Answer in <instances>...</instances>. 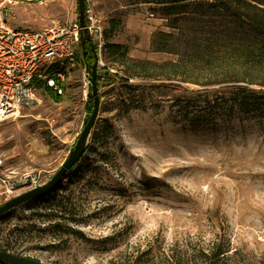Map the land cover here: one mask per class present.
Listing matches in <instances>:
<instances>
[{"label": "rangeland", "instance_id": "374dc122", "mask_svg": "<svg viewBox=\"0 0 264 264\" xmlns=\"http://www.w3.org/2000/svg\"><path fill=\"white\" fill-rule=\"evenodd\" d=\"M38 1L15 7V17H7L9 26L43 30L55 21H77V0ZM141 1L85 0L110 35L106 40L124 49L123 57L108 59L102 48L101 60L120 75H130L143 68L139 62L182 57L189 60L190 75L201 80L214 63L194 61L183 47H170L173 53L151 47L155 32L195 36L198 26L182 20L172 29L157 5ZM231 55L227 50L224 56L230 61ZM87 71L78 59L65 72L57 101L36 89V104L0 123V177L29 176L10 194L9 185L0 184V205L48 182L67 159L91 113L90 85L83 84ZM129 84L140 86L132 94L141 106L131 109L129 94L116 82L99 87L88 151L53 191L4 213L0 234L11 232L10 246L43 264H105L125 244L151 237L172 243L194 235L205 242L225 235L250 260L259 258L264 253V124L259 117L241 115L219 121L214 129L189 128L172 121L173 96L197 86L135 76ZM44 205H49L46 211ZM51 212L53 219H36ZM73 213L82 224L70 223ZM124 228L128 235L121 240L117 235Z\"/></svg>", "mask_w": 264, "mask_h": 264}, {"label": "trees", "instance_id": "16d2710c", "mask_svg": "<svg viewBox=\"0 0 264 264\" xmlns=\"http://www.w3.org/2000/svg\"><path fill=\"white\" fill-rule=\"evenodd\" d=\"M141 2L157 5L156 12L166 18L172 29H178L182 20H187L192 26H198L195 36L182 35L176 38L173 33L155 32L151 41L155 52L173 53L170 47H183L191 58L196 57L194 61L203 65L214 63V67L202 75L200 80L186 70V61L189 60L182 57L161 63L139 62L143 67L139 68L140 72L120 75L117 71L101 82L96 77L98 88L118 83L125 89V95L129 94V105L133 109L141 106V100L137 99L139 96L132 94L134 90H139L140 86L130 85L131 77L135 76L148 82L180 81L197 88H185L182 95L173 96L176 106L173 122L183 123L189 128L214 129L219 121H230L241 115L247 117L255 114L264 124V91L252 87H264V0ZM109 36L105 32L103 54L108 59L116 55L123 57V46L107 41ZM227 50L232 53L230 61L224 56ZM77 53L85 67L93 63L89 42L84 45L79 42ZM48 96L56 101L60 98L52 93H48ZM88 97L90 98L89 95ZM91 109L92 105L90 112ZM88 147L89 145L86 151ZM60 205L59 203L58 209ZM48 206L44 205L43 211H46ZM51 213L50 217L40 214L36 219H53V212ZM6 221L5 215L0 216V223ZM69 221L73 225L82 224L77 213H73ZM15 231L22 234L19 230ZM32 231L33 229L26 230L28 234ZM10 234L9 231L0 234V250L19 255L20 248L10 246ZM127 235V228H124L117 238L125 240ZM249 257L244 250L233 247L225 235L208 242L194 235L176 239L172 243H166L159 237H151L136 241L132 245L125 244L122 250L105 264H264V253L254 260Z\"/></svg>", "mask_w": 264, "mask_h": 264}, {"label": "built area", "instance_id": "2783aa9c", "mask_svg": "<svg viewBox=\"0 0 264 264\" xmlns=\"http://www.w3.org/2000/svg\"><path fill=\"white\" fill-rule=\"evenodd\" d=\"M34 1L38 0H0V123L16 117L22 108L36 104V89L60 96L66 84L65 75L80 60L77 51L82 28L77 21L71 24L55 21L43 30L9 26L7 17H15L14 8ZM84 25L99 55L96 75L101 82L117 70L100 58L104 32L88 5L84 9ZM83 84L85 87L90 85L88 71ZM3 165L0 157V167ZM9 177H0V184L9 185L6 188L8 194L29 179L28 175H22L18 180Z\"/></svg>", "mask_w": 264, "mask_h": 264}, {"label": "water", "instance_id": "95a60500", "mask_svg": "<svg viewBox=\"0 0 264 264\" xmlns=\"http://www.w3.org/2000/svg\"><path fill=\"white\" fill-rule=\"evenodd\" d=\"M84 9L85 0H77V23L82 28L80 43L81 45H84L85 42H89L91 44V51L93 53V63L91 65L86 66L90 74V94L92 99L91 113L89 114L87 121L83 126L73 148L69 152L67 159L62 163V165L49 179V181L43 185H38L22 194H19L11 198L10 200H7L5 203L1 204L0 216L29 200L44 196L45 194H48L53 191V189L67 175L69 170H71L79 162L85 152L87 139L89 137L92 127L94 126L99 111L100 98L96 83V67L98 55L93 44L91 43L88 31L84 28ZM0 261L6 264H43L38 260L22 255L13 254L3 250H0Z\"/></svg>", "mask_w": 264, "mask_h": 264}]
</instances>
